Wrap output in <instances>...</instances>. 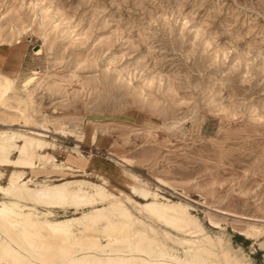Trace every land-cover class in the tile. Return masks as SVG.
<instances>
[{"label": "rangeland", "instance_id": "374dc122", "mask_svg": "<svg viewBox=\"0 0 264 264\" xmlns=\"http://www.w3.org/2000/svg\"><path fill=\"white\" fill-rule=\"evenodd\" d=\"M0 51V77L15 80L0 130L47 129L55 158L26 178L102 185L153 226L166 262L208 236L235 264H264V0H0ZM132 187L203 231L140 210L127 197H152Z\"/></svg>", "mask_w": 264, "mask_h": 264}, {"label": "bare ground", "instance_id": "6f19581e", "mask_svg": "<svg viewBox=\"0 0 264 264\" xmlns=\"http://www.w3.org/2000/svg\"><path fill=\"white\" fill-rule=\"evenodd\" d=\"M14 82L13 77L1 75L0 103L8 98L5 92L13 89ZM30 82L24 80L25 90ZM37 129L0 130V179L4 177V168H12L7 175V184H0V264H174L178 258L171 254L167 262L156 258L157 254V257L165 256V245L163 247L159 244L162 249H156L157 253L153 255V244L158 246L159 243L153 237L155 230L150 232L153 236L149 234L153 226L147 225L150 226L147 229L142 220L132 215L124 203L102 185L93 187L26 178V170L35 169L36 159L44 163L55 161L53 156L45 153V149L51 146L45 139L48 130ZM15 152L18 155L14 158ZM53 166L57 165L53 163ZM132 191L144 198L152 197V200L145 203L127 197L134 206L148 211L152 217L188 234L203 231L185 206L168 200L160 202L157 200L159 195L154 192L135 187H132ZM105 202L107 206H97ZM41 205L46 209L39 210L37 207ZM64 206L74 210L80 206L81 213L63 219L54 218V208ZM165 233L166 236L170 232ZM101 237L105 238V243L99 241ZM173 238L175 240L176 237ZM197 238L182 239L188 243L187 257L181 261V258L178 259L182 264L237 262V258L227 252L211 251L205 244L208 236L199 240ZM78 242L81 246L73 248ZM58 250L60 254L57 256L55 252L52 253ZM140 254H145V257Z\"/></svg>", "mask_w": 264, "mask_h": 264}, {"label": "crops", "instance_id": "0c3cea01", "mask_svg": "<svg viewBox=\"0 0 264 264\" xmlns=\"http://www.w3.org/2000/svg\"><path fill=\"white\" fill-rule=\"evenodd\" d=\"M0 56H1V51H0ZM74 167V166H73Z\"/></svg>", "mask_w": 264, "mask_h": 264}]
</instances>
